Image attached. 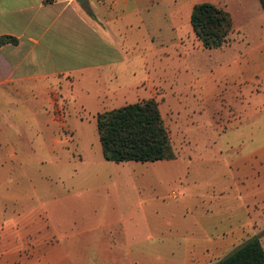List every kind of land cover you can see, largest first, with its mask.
I'll return each mask as SVG.
<instances>
[{
  "label": "crops",
  "instance_id": "crops-1",
  "mask_svg": "<svg viewBox=\"0 0 264 264\" xmlns=\"http://www.w3.org/2000/svg\"><path fill=\"white\" fill-rule=\"evenodd\" d=\"M96 1L0 0V37L17 41L0 47V264H91L89 250L98 264H215L263 237L264 63L253 52L233 56L225 64L238 84L198 88L183 108L160 72L140 100L157 103L173 150L188 145L192 153L206 141L187 138L200 124L182 115L200 107L215 132L231 119L237 143L256 148L199 150L193 159L211 162L197 168L180 169L175 151L156 168L106 162L100 142L75 135L76 123L65 118L79 108L96 127L98 114L115 110L108 107L122 98V6L127 15L141 7L140 0ZM212 5L229 13L234 32L230 8ZM236 44L228 39L208 51L227 54ZM174 45L186 47L181 39ZM199 48L195 39L181 54ZM64 130L69 137L55 134ZM122 164L136 177L138 204L122 201Z\"/></svg>",
  "mask_w": 264,
  "mask_h": 264
},
{
  "label": "rangeland",
  "instance_id": "rangeland-1",
  "mask_svg": "<svg viewBox=\"0 0 264 264\" xmlns=\"http://www.w3.org/2000/svg\"><path fill=\"white\" fill-rule=\"evenodd\" d=\"M90 1L97 2L96 0ZM205 2L226 5L230 8L235 30L230 34L229 40L235 41L237 46L227 54L199 48L195 54L185 57L181 52L188 49L191 41L196 39L189 22L192 6ZM138 6L141 9L135 15H127L126 12L130 9L122 6V14L125 13L122 17V55L125 58L122 61V98L108 108L118 109L139 102L142 98L146 99L142 96H145L147 86H157L158 82L155 78L160 75V72L167 78L165 81L167 87L174 90L176 99L183 108L185 103H193L194 98L197 99L198 88L217 85L224 90H230L238 84L237 76L232 73V65L225 64L233 56L238 57L253 52L257 65L263 67L264 12L258 0H140ZM180 39L183 40L185 49L174 45V42ZM141 84L145 85L143 89L139 88ZM225 100L229 105V100L227 98ZM223 104L226 106L225 102ZM200 108L199 113L182 112V115L190 120L198 121L201 125L197 131L191 130L190 133H186L187 138L195 142L205 135L206 141L202 145L199 144L200 146L193 147L192 153H189L188 145L174 147L180 169L185 166L197 168L211 162L197 158L194 160L199 150L204 153L235 150L246 153L252 150L253 146L254 148L258 146L251 145L247 141L237 143L235 135L231 133L233 131L231 119L218 121V132H215L213 126L209 124L213 122L211 113L204 107ZM70 110L65 121L72 119L76 123L77 127H73L74 134L78 137L93 138L98 144L92 115L79 108ZM163 116L165 123L170 125L172 118L169 113H164ZM246 131L247 128L243 129L244 138L247 135ZM55 134L63 137L70 136L67 130L56 131ZM138 165L143 168H156L164 164L138 163ZM131 170V167L122 164V175L120 176L122 177V201L127 202V206L138 204L134 188L136 177ZM120 193L121 191L118 194ZM223 203L225 212V201ZM256 208L260 206L256 205ZM256 237L259 238V236ZM262 238L264 236L259 240ZM262 246L264 248V239H262ZM87 253L88 260H92L91 264L99 263L98 261L93 262L94 251L89 250Z\"/></svg>",
  "mask_w": 264,
  "mask_h": 264
},
{
  "label": "trees",
  "instance_id": "trees-1",
  "mask_svg": "<svg viewBox=\"0 0 264 264\" xmlns=\"http://www.w3.org/2000/svg\"><path fill=\"white\" fill-rule=\"evenodd\" d=\"M264 12V0H258ZM54 0H43L50 5ZM190 26L203 49L216 50L227 44L232 33L228 12L209 3L192 7ZM12 37H0V47L16 44ZM97 135L106 162L154 163L176 158L168 132L154 100H143L105 111L96 117ZM215 264H264V250L258 237L242 243Z\"/></svg>",
  "mask_w": 264,
  "mask_h": 264
},
{
  "label": "built area",
  "instance_id": "built-area-1",
  "mask_svg": "<svg viewBox=\"0 0 264 264\" xmlns=\"http://www.w3.org/2000/svg\"><path fill=\"white\" fill-rule=\"evenodd\" d=\"M55 114H56L57 116H59V117H60V116H63V115H62V114H63V113H62V109L58 108Z\"/></svg>",
  "mask_w": 264,
  "mask_h": 264
},
{
  "label": "water",
  "instance_id": "water-1",
  "mask_svg": "<svg viewBox=\"0 0 264 264\" xmlns=\"http://www.w3.org/2000/svg\"><path fill=\"white\" fill-rule=\"evenodd\" d=\"M87 0H77V2L79 3V4H83L84 2H86Z\"/></svg>",
  "mask_w": 264,
  "mask_h": 264
}]
</instances>
